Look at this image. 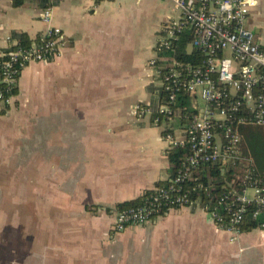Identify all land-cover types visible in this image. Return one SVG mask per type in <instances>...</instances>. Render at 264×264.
Returning <instances> with one entry per match:
<instances>
[{
  "label": "crops",
  "instance_id": "0c3cea01",
  "mask_svg": "<svg viewBox=\"0 0 264 264\" xmlns=\"http://www.w3.org/2000/svg\"><path fill=\"white\" fill-rule=\"evenodd\" d=\"M52 6L61 55L27 66L0 102V264H264L263 229L232 242L199 204L112 232L118 204L171 179L166 128L133 108L154 101L151 62L179 13L171 0ZM46 7L0 0V52L16 33L40 42ZM247 27L264 48V0Z\"/></svg>",
  "mask_w": 264,
  "mask_h": 264
},
{
  "label": "built area",
  "instance_id": "2783aa9c",
  "mask_svg": "<svg viewBox=\"0 0 264 264\" xmlns=\"http://www.w3.org/2000/svg\"><path fill=\"white\" fill-rule=\"evenodd\" d=\"M55 1L49 0L51 4L43 11L46 30L40 42L0 52V102L4 105L14 98L13 89L27 66L50 62L61 55L65 37L62 29L53 24ZM171 1L179 18L167 26L156 46L157 53L174 52L181 34L189 29L193 39L186 53L191 56L197 51L201 53L200 60L184 63L175 59L166 72L158 71L164 93L158 107L139 103L133 115L148 118L156 126L164 125L170 151L185 150L186 156L168 186L153 190L142 205L116 212L114 234L148 225L173 210L201 202L195 194L208 193L210 189L203 185L187 187V181L205 167L226 168L241 159V127L264 128V48L247 27L255 7L245 0ZM157 58L151 65L155 66ZM249 189L253 190L252 196L248 195ZM215 202L217 206L203 209L217 226L231 234L234 242L245 232L250 217L264 219V181L248 176L241 193L230 190ZM257 228L264 230V220Z\"/></svg>",
  "mask_w": 264,
  "mask_h": 264
},
{
  "label": "trees",
  "instance_id": "16d2710c",
  "mask_svg": "<svg viewBox=\"0 0 264 264\" xmlns=\"http://www.w3.org/2000/svg\"><path fill=\"white\" fill-rule=\"evenodd\" d=\"M40 3L46 7L49 0H39ZM17 4V2H15ZM14 38L19 39L20 43L24 46L31 44V40L24 34H14ZM193 34L192 31L186 29L183 31L180 37L179 43L175 45V51H163L158 54L156 61V68L159 72H166L173 60H179L181 62L187 63L192 62L197 59L200 60L201 53L195 51L191 56L186 53L187 45L192 41ZM20 44V46H22ZM17 47H12L15 50ZM161 75H158V79H161ZM151 92L154 95L153 108L156 109L164 96V93L160 87H151ZM14 95L17 93L16 89H13ZM241 142L240 151L241 159L231 163L226 168L215 166V167H205L197 172H195L190 178L186 186H200L203 185L208 187L210 190L208 193L201 192L195 194V196L200 198L201 202H196L203 208L208 205L211 207L217 206L215 202L220 196L227 193L230 190H237L239 193L242 192L244 188V183L246 177L260 178L264 181V130L258 126H243L240 128ZM186 156L185 150H171L168 159L170 163V174L171 178L176 175L181 167L182 162ZM169 181L161 182L157 185V188H162L168 186ZM153 194V191L146 192L142 197L124 202L117 205L119 210H124L132 207H137L142 205L145 200ZM212 201V202H210ZM220 214L224 215L221 207H219ZM253 220L250 217V222L244 226L246 230L256 229L261 221Z\"/></svg>",
  "mask_w": 264,
  "mask_h": 264
},
{
  "label": "rangeland",
  "instance_id": "374dc122",
  "mask_svg": "<svg viewBox=\"0 0 264 264\" xmlns=\"http://www.w3.org/2000/svg\"><path fill=\"white\" fill-rule=\"evenodd\" d=\"M162 38H163V36L160 39H162ZM191 50H192V48H191V46H189L188 47V51H191ZM160 85H161V83H160L159 79L156 78V86H160ZM192 106L195 108V103L194 102H192ZM262 129L264 130V128H262ZM248 195L249 196L253 195V190L252 189L248 190Z\"/></svg>",
  "mask_w": 264,
  "mask_h": 264
},
{
  "label": "clouds",
  "instance_id": "9594fccd",
  "mask_svg": "<svg viewBox=\"0 0 264 264\" xmlns=\"http://www.w3.org/2000/svg\"><path fill=\"white\" fill-rule=\"evenodd\" d=\"M245 3L251 7H255L258 3V0H245Z\"/></svg>",
  "mask_w": 264,
  "mask_h": 264
},
{
  "label": "water",
  "instance_id": "95a60500",
  "mask_svg": "<svg viewBox=\"0 0 264 264\" xmlns=\"http://www.w3.org/2000/svg\"><path fill=\"white\" fill-rule=\"evenodd\" d=\"M200 103L202 104V102L200 101Z\"/></svg>",
  "mask_w": 264,
  "mask_h": 264
}]
</instances>
